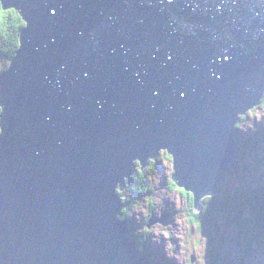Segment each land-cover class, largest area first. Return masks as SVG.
I'll list each match as a JSON object with an SVG mask.
<instances>
[{
  "label": "water",
  "instance_id": "water-1",
  "mask_svg": "<svg viewBox=\"0 0 264 264\" xmlns=\"http://www.w3.org/2000/svg\"><path fill=\"white\" fill-rule=\"evenodd\" d=\"M2 2L27 28L0 75V264H150L117 193L165 149L194 207L218 194L264 94V0Z\"/></svg>",
  "mask_w": 264,
  "mask_h": 264
},
{
  "label": "rangeland",
  "instance_id": "rangeland-1",
  "mask_svg": "<svg viewBox=\"0 0 264 264\" xmlns=\"http://www.w3.org/2000/svg\"><path fill=\"white\" fill-rule=\"evenodd\" d=\"M15 13L20 16L16 10ZM2 65L4 63L0 61V67ZM242 118H244V121ZM240 124L241 128L238 127ZM236 132V150L240 148L243 156H247L249 150L244 146L247 142L245 140L255 139L257 132L263 134L264 137V107L259 104L257 107L252 108L246 116H242L236 126ZM237 137H239V140L236 143ZM242 152H239V154H242ZM167 156L171 161L167 159ZM236 161H240L238 152L236 153ZM244 161L243 163L235 162L234 166H228L225 173L226 182L219 184L217 195H219L222 185H226L229 191L232 192L239 181H250L253 162L248 156ZM152 162L158 164L154 169L152 168ZM137 164L141 170L140 163H135L134 170ZM232 170H234V173ZM144 171L147 173V184L153 190L152 200L150 202L148 198L141 196L135 206L132 207L129 204L126 207H129L130 221L127 220V222L130 224L131 230L128 237L136 244L137 248L140 247V244L132 238L133 232L144 242L146 250L141 253V256L151 258L149 260L150 264H213V257L216 258L215 264H264V255L254 249L247 254L248 244L246 238L241 236L242 233L239 228L232 222L225 220V218H218L215 221L214 232L212 231V233L208 218H199L200 226L192 223L193 213H198L202 202L198 207H194V211H189V200L184 195L188 193L193 196V193L178 188L177 182L171 180L173 158L167 153V150H161L156 161L151 159ZM133 179L132 175V180L130 183H126V188L131 186ZM172 184L176 185V188ZM125 191L123 192L125 193ZM208 197L211 196L205 198ZM151 208L154 209L152 215L150 214ZM155 218H158L159 221L162 220V222H155L153 220ZM216 248V255H214L213 251Z\"/></svg>",
  "mask_w": 264,
  "mask_h": 264
},
{
  "label": "trees",
  "instance_id": "trees-1",
  "mask_svg": "<svg viewBox=\"0 0 264 264\" xmlns=\"http://www.w3.org/2000/svg\"><path fill=\"white\" fill-rule=\"evenodd\" d=\"M25 25L21 16L17 13L5 14V12H0V61L4 63V65L0 67V75L8 69L12 59L20 49V36ZM260 104L264 107V97ZM1 113L2 109L0 108V117ZM242 120L244 121V118H242ZM238 127L241 128V124ZM238 140L239 137L236 138V143ZM245 141L247 142L244 146L249 150L247 156L253 162V168L250 172V181H239L232 192L229 191L226 185H222L219 195L211 196L201 201V208L197 214L193 213L191 221L194 225L198 224L200 226L198 222L199 218H208L212 233V231L214 232L213 228L215 221L218 218H225V220L232 222L239 228L242 233L241 236L246 238L248 244L247 254L254 249L258 253L264 255V137L263 134L257 132L255 139ZM167 159L171 161L168 156ZM239 162H243L242 159ZM157 165V163L152 162L153 169ZM134 172L135 175H133L134 179L133 183L130 184L131 186L127 187L128 189L125 193L118 192L125 206L120 217L123 221H130L128 215L129 207H126L127 205L131 204L132 207L135 206L141 196L148 198L150 202L152 200L153 190L147 184L146 171L140 170L137 164ZM232 172L234 173V170H232ZM231 177L230 175V178ZM172 186L176 188V185L172 184ZM180 191L185 193L183 190ZM184 196L189 200V211L195 209L193 205V196L188 193H185ZM153 213L154 209L151 208L150 214L152 215ZM216 233H218V231H216ZM132 238L136 242H139V248L142 253L145 252L146 248L144 242L141 241L136 233L133 232ZM216 251L217 248L213 251L214 255H216ZM215 260L216 258L213 257V264H215Z\"/></svg>",
  "mask_w": 264,
  "mask_h": 264
},
{
  "label": "bare ground",
  "instance_id": "bare-ground-1",
  "mask_svg": "<svg viewBox=\"0 0 264 264\" xmlns=\"http://www.w3.org/2000/svg\"><path fill=\"white\" fill-rule=\"evenodd\" d=\"M13 9V8H12ZM15 10V9H14ZM25 22V21H24ZM26 23V22H25ZM26 25H27V23H26ZM27 27H25L24 29H26ZM23 31V30H22ZM9 68V67H8ZM8 70V69H7ZM6 72V71H5ZM4 72V73H5ZM3 74V73H2ZM263 97H264V94H263ZM263 99V98H262ZM262 101V100H261ZM260 104V103H259ZM255 107V106H254ZM253 107V108H254ZM246 115V114H245ZM237 152H238V156H239V159L241 160L242 159V161H244L246 158H247V156H243V154H239V152H241L240 151V149H237ZM154 161H156V159H154ZM237 162V161H236ZM245 162V161H244ZM149 163V162H148ZM237 163H243V162H237ZM249 163V162H248ZM148 166V165H147ZM234 166V165H233ZM135 170H133V175L135 174V172H134ZM176 182V181H175ZM174 183V182H173ZM248 183V182H247ZM119 185V182H117L116 183V186H118ZM117 195L119 196V193H117ZM120 197V196H119ZM202 200V199H201ZM122 201V200H121ZM124 207V206H123ZM120 213L118 212V214H119V218H120V216H121V214H122V207H121V209H120ZM149 227H150V225H148ZM128 228V230H129V234L131 233V230H130V224H129V226L127 227ZM129 236V235H128ZM129 238V237H128ZM130 239V238H129ZM132 239V238H131ZM131 242L133 243V244H135L132 240H131ZM145 245V244H144ZM135 247H136V244L134 245ZM137 248V247H136ZM141 251V250H140ZM142 253V252H141ZM144 256V255H143ZM144 259H146L147 260V262L148 263H150V259L151 258H145V257H143Z\"/></svg>",
  "mask_w": 264,
  "mask_h": 264
},
{
  "label": "snow or ice",
  "instance_id": "snow-or-ice-1",
  "mask_svg": "<svg viewBox=\"0 0 264 264\" xmlns=\"http://www.w3.org/2000/svg\"><path fill=\"white\" fill-rule=\"evenodd\" d=\"M166 2L168 4H172L173 3V0H166ZM5 9H7V11L5 12V14H15L14 9H12L6 3H3L2 0H0V12H4ZM25 27H27V25H25ZM169 59H171V57H169Z\"/></svg>",
  "mask_w": 264,
  "mask_h": 264
}]
</instances>
